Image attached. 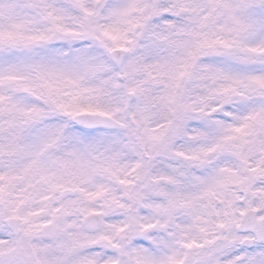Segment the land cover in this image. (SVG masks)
Listing matches in <instances>:
<instances>
[{"label":"snow or ice","instance_id":"obj_1","mask_svg":"<svg viewBox=\"0 0 264 264\" xmlns=\"http://www.w3.org/2000/svg\"><path fill=\"white\" fill-rule=\"evenodd\" d=\"M0 264H264V0H0Z\"/></svg>","mask_w":264,"mask_h":264}]
</instances>
